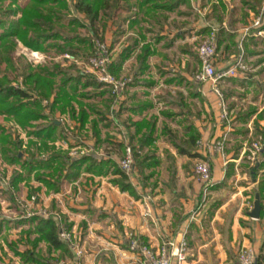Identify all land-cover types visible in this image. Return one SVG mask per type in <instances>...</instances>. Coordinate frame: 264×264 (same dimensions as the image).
<instances>
[{
  "label": "crops",
  "instance_id": "0c3cea01",
  "mask_svg": "<svg viewBox=\"0 0 264 264\" xmlns=\"http://www.w3.org/2000/svg\"><path fill=\"white\" fill-rule=\"evenodd\" d=\"M234 1L224 0L226 8H221L219 0L207 1L211 7L213 3L219 6L223 15L221 24L214 19L213 24L202 22L199 27L190 24L191 32L198 29L199 35L206 25L218 26L235 35L238 45L227 39L218 47L219 68L232 63L241 52L240 45L247 61L251 57H264V37L252 29L246 36L243 33L244 27L258 13L242 5V0L236 5ZM201 3L202 10L210 11L211 7H203V0ZM191 7L194 12L192 2ZM233 9L236 12L232 13ZM262 9L263 3L260 11ZM187 10L188 7L182 5L180 11H166L163 13L167 17L156 18L144 14L135 0L130 4L121 3L115 17L97 24L99 37L108 44L118 75L111 68L110 71L128 81L119 102L115 103L113 91L112 99L109 93H100L108 89L106 85L92 91L93 96L84 101L95 103L98 113L93 111L83 128H80L78 102L73 103L75 114L72 107H67L65 112L59 107L54 113L46 111L59 125L57 139L51 142L55 150L69 154L72 159L93 155L96 161L105 163L99 173L88 171L83 165L73 175L70 168V176L63 173L57 189L48 187L34 173L29 178L24 171L27 194L22 207L18 205L23 211L21 218L28 219L40 213V209L59 214L72 224L71 232L84 251L79 258L66 255L60 264H145L141 255L130 250V232L154 251H159L168 239L185 240L188 249L184 264H240L241 251L248 248L259 254L264 242V217L255 219L250 212L264 169L256 178L245 150L252 141L264 136L263 94L260 100L258 95L250 99L246 90L251 88L244 84L248 71L226 78L233 81L232 84L220 83L229 117L221 119L218 96L210 84L194 79L195 65L184 50L189 44ZM227 12L229 15L225 17ZM243 12L249 14L246 21ZM69 15L80 20L84 25L82 29H89L90 20L84 12L70 6ZM226 44L232 48L221 55L220 49ZM144 45L152 51L146 68L138 57ZM52 60L63 65L75 62L64 57ZM263 61L261 58L255 62L259 65ZM237 78H241V85L237 84ZM247 111L252 112L251 115H241ZM45 121L38 120L35 124ZM94 121L98 122V137L92 128ZM150 126H155V130L147 142L145 136ZM191 128L199 134L192 149L195 156L179 152L172 141L174 134L187 138ZM62 130H67L68 138H60ZM25 133L23 147L26 150L34 136ZM223 138L225 149L221 152L216 144ZM127 143L136 146L142 156L148 157L147 163L152 164L143 175L135 159L134 174L128 175L135 193L123 190L115 182L119 179L115 169L120 167ZM199 160L210 165L214 177L213 185L205 193L194 174ZM34 194L39 200L32 202L30 198ZM146 195L151 197L147 202ZM147 204L151 209L148 214ZM4 226L0 234L6 230ZM23 228H29L26 221ZM59 254L60 250L53 252L55 257Z\"/></svg>",
  "mask_w": 264,
  "mask_h": 264
},
{
  "label": "trees",
  "instance_id": "16d2710c",
  "mask_svg": "<svg viewBox=\"0 0 264 264\" xmlns=\"http://www.w3.org/2000/svg\"><path fill=\"white\" fill-rule=\"evenodd\" d=\"M132 1L134 0H70L69 3V0H0V116H4L6 119H14L28 134L34 136L28 142L29 146L26 149L28 155L25 156L26 150L21 149L22 143L14 141L11 134L7 133L4 126L0 124L2 129L0 133V153L10 164L21 163L23 168L22 171L20 170L23 174L14 171L8 183V189H6L11 193L13 199V192L19 189L21 182L26 178V173H28L29 178L34 173V176L48 187L57 189L63 173L67 172L66 176H70V168L73 175H76L83 165H86L85 168L88 171L99 173L105 164L102 161H96L93 155L72 159L69 154L55 150V146L51 142L57 139L59 125L55 122V119L50 117L51 114L46 112L49 110L54 113L58 107L65 112L67 107H72L71 111L75 114L73 103L78 102L81 106L79 115L82 125L80 128H83L90 114L93 111L97 112L98 107L95 103L85 102L84 100L91 98L94 94L92 91L98 90L104 84L98 81L90 72L81 69L76 62H70L69 65H63L59 62L45 63L34 67L32 64L23 61L21 70H19L16 62L18 58L15 57L18 43L21 42L26 47L36 51L47 52L56 49L58 53L68 52L78 58H81L80 55L83 52L87 59L92 54L93 37L100 36L97 24L115 17V12L119 9L121 3L130 4ZM207 1L211 0H203V7L207 5ZM135 2H138L140 10L144 14L156 18H161L159 17L161 15L166 16L163 13L166 11H180L182 5L188 7L187 14L192 9L191 0H135ZM219 3L221 8H226L224 0H219ZM262 3L263 0H242V5L253 10L256 14H259ZM70 6L84 12L90 20L87 33L80 31L81 27H84L80 20L69 15ZM219 10V6L213 3L210 11H208L209 16L206 17L208 22L213 24L212 20L215 19L217 20L216 23H222L223 15L220 14ZM234 11L236 12V9H233L232 13ZM243 14V19L246 21L249 14L246 12H243ZM233 23L234 19L231 20V26H233ZM211 28V25H206L200 29V32H210ZM261 29H264V21L261 27L252 28V31L256 33ZM224 31L220 28L217 32L218 47L227 39L238 45V42L235 41V35ZM225 47L230 48L229 44H226ZM88 49H90V52H88ZM184 50L189 53V45ZM151 54L150 47L144 45L138 55L143 68H146L145 63ZM110 68L115 75H118V68L115 67V64L111 63ZM111 92L112 89L108 87L100 93H109L112 99ZM251 113L247 111L241 115L248 117ZM244 116L243 118H245ZM38 120L46 121L35 124V121ZM92 128L98 137L97 121L93 122ZM149 128L151 130L145 136L147 142L151 140L155 126ZM165 131L168 132L167 129ZM60 135V138H68L67 130H62ZM198 137L199 134L192 129L187 138H180L174 134L172 141L179 152L195 156L192 149ZM133 148L137 165H139V169L144 175V170L152 164L147 163L148 157L142 156L136 146H133ZM44 152L47 155L42 154ZM250 169L257 178L260 170L264 169V161L255 163ZM115 171L119 174V179L115 182L123 190L135 193L128 181V174L120 167H117ZM256 193L260 195L261 199L260 218H262L264 217V175L259 181ZM38 200L39 197L36 201ZM0 219L1 231L4 223L9 220L6 216L0 217ZM25 221L29 224V228L26 230L27 241L30 240L28 237L33 234H35V237L31 241L34 245L33 248L27 247L19 250L14 247L15 253L23 259V262L30 264H60V260L66 255L75 256L71 244L61 237V231L64 228L71 231L72 224L65 221L59 214L36 213L28 219H23V217L19 219L21 224ZM40 242H45L47 245L46 255L41 253L39 249L35 251ZM58 250H60V254L55 257L53 252ZM263 263L264 242L255 261V264Z\"/></svg>",
  "mask_w": 264,
  "mask_h": 264
},
{
  "label": "built area",
  "instance_id": "2783aa9c",
  "mask_svg": "<svg viewBox=\"0 0 264 264\" xmlns=\"http://www.w3.org/2000/svg\"><path fill=\"white\" fill-rule=\"evenodd\" d=\"M202 0H191L193 9L197 12H202L201 7ZM264 17V2L263 9L258 15H256L252 21L246 25L243 29L244 36L248 35L252 28L261 27L263 24ZM219 30L218 26L213 25L211 31L208 33L207 38L199 44L197 47V52L200 61V68L195 73L194 79L197 82L210 84L211 90L218 96L219 104L221 107V119L226 120L229 117L228 107L225 101L224 93L220 83L226 78L238 77L249 70V66L246 62V57L244 55L243 46L240 45L241 52L237 57L234 58L230 65L219 68L217 65L218 61V44H217V32ZM258 35L264 37V29L257 32ZM93 50L92 54L86 60H80L74 54L67 53L64 57L67 60L75 61L78 64H85L87 69L92 72L98 81L104 85L110 87L116 96L115 103L119 102L120 97L124 89L127 86L128 81L125 79L117 78L110 71V65L112 63V53L109 49L108 44L101 39V37H93ZM30 59L35 63L41 62L44 57H41L39 51L31 50ZM63 144L67 145V142L62 141ZM217 149L224 152L225 149V138L218 141ZM251 154L248 158L252 161V164L259 162L264 159V136L255 139L252 144L248 147ZM120 167L124 170L130 177L134 174L135 169V150L133 146L129 143L126 144L125 155L120 160ZM194 174L198 182L202 185L203 192H207L208 188L213 185L214 177L210 165L204 161L199 160L195 164ZM37 195L31 196L30 200L35 202L37 200ZM146 202L151 199L149 195L145 196ZM1 211V209H0ZM151 212L149 204H147V214ZM40 213L49 214L46 210L40 209ZM61 237L68 241L73 248L76 257L83 256V249L79 245L75 235L63 229L61 231ZM130 239V250L137 252L143 257L142 262L145 264H184L187 258V242L182 240L180 242L175 239H168L159 251H154L152 247L140 239L139 236L134 233H129ZM258 253L253 248L244 249L240 254V264H255L256 257Z\"/></svg>",
  "mask_w": 264,
  "mask_h": 264
},
{
  "label": "rangeland",
  "instance_id": "374dc122",
  "mask_svg": "<svg viewBox=\"0 0 264 264\" xmlns=\"http://www.w3.org/2000/svg\"><path fill=\"white\" fill-rule=\"evenodd\" d=\"M233 3L234 5L238 4V0L234 1ZM208 7H211V5H208ZM194 12H191L189 10V14L187 15L188 16V27H189V31H188L189 37H188L187 43H189L188 45L190 47L189 57H191L192 65L193 66L195 65L194 68H195V71L197 72L200 68V61H199V56L197 52V47L199 46L201 42H203L207 38V35L209 32H204L202 33V35L198 34V31H199L198 29H194L191 32L190 24L191 25L195 24L194 27H197L202 22L206 24L210 22H207L208 20L206 19V17L209 16V13L206 10H202V12H198L199 14H196V11ZM228 15L229 13L227 12L225 14V17H228ZM80 31L82 33L85 31V33H87V29H84V28L81 29ZM194 33H196L197 36H195ZM91 49L93 50V48ZM226 49H227L226 47L222 46V48L220 49L221 55H224L226 53L225 51ZM88 52H90V49H88ZM30 53H31V50L24 48L23 43L21 42L18 43L15 57L18 58L16 62L19 67V70H21L20 68L23 65V61L26 63H30L35 67L37 65H42L45 63H54V60H52L53 57H66L65 54H67L68 52L63 53V54L58 53L56 49H51L50 51H47V52L40 51L41 57H44V59L39 63H35L33 62V60L30 59V56H29ZM82 54L83 52L81 53L80 55L81 58L79 59L86 60L85 55L84 54L82 55ZM261 58L264 59V57H251L250 60L248 61L246 60L249 66V70L247 72L246 79L245 80L243 79V80L245 81L244 84L247 83L246 84V86H248L247 88L249 87L251 88L250 90L249 89L246 90L248 91L250 95V99L253 98L254 95L255 96L258 95L257 99L260 100V97L263 94L261 100L264 103V63L262 64L260 63L259 65H257V63L255 62ZM79 66L81 67V69H84L90 72L87 69L85 64H79ZM90 73L93 76H95L92 72ZM237 80H238L237 84L241 85L239 82L241 81V78H237ZM226 81L227 80L223 81L224 85L226 84L225 83ZM232 82L233 81H231V79L227 81V83H231V84ZM0 124L4 126L7 133L11 134L12 139H14V141L22 143L21 149L22 150L25 149L23 147V143L26 140V133H25V130L23 131V127L21 125L17 124L14 119H6L4 116H0ZM1 130L2 129L0 128V133H1ZM252 142L251 143L249 142L250 143L249 146L252 144ZM245 151H246L245 155H247V160L249 162V165L252 167V165H254L255 163L252 164V161L248 158L251 152L248 148ZM262 161H264V159H261L259 162H262ZM22 169L23 168H22L21 163L10 164L4 159V157L0 153V209H1L0 217H4L6 215L8 217L10 216L8 218L9 221L5 222L6 225L4 227H6V230L0 234V264H30V263L23 262V259H21L20 256H18L15 253L14 247H17L19 250L26 249L27 247H30V248L34 247L31 241H33L35 234H33L32 237H28L30 240L27 241L26 239L27 234L25 230L26 228H23V224L19 222V219H21V214L23 213V211L20 210L19 206L22 207L23 197H25L27 194L26 193L27 185L23 184V181L21 182L19 189L13 192L14 199L12 198L11 193L6 190L8 189V183L10 182V178L12 177L14 171L23 174V172H21ZM23 230H25V232H23ZM45 248H46V244L44 242H40L38 244V247L35 249V251H38V249H43L46 254L47 251L45 250Z\"/></svg>",
  "mask_w": 264,
  "mask_h": 264
},
{
  "label": "water",
  "instance_id": "95a60500",
  "mask_svg": "<svg viewBox=\"0 0 264 264\" xmlns=\"http://www.w3.org/2000/svg\"><path fill=\"white\" fill-rule=\"evenodd\" d=\"M251 217L255 219H259L261 215V199L260 195L257 193L255 197V203H254V208L250 212Z\"/></svg>",
  "mask_w": 264,
  "mask_h": 264
}]
</instances>
